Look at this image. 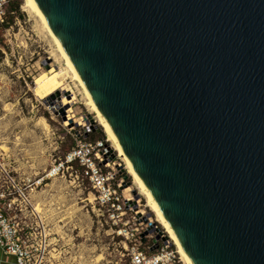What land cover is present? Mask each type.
Returning a JSON list of instances; mask_svg holds the SVG:
<instances>
[{
    "label": "water",
    "instance_id": "1",
    "mask_svg": "<svg viewBox=\"0 0 264 264\" xmlns=\"http://www.w3.org/2000/svg\"><path fill=\"white\" fill-rule=\"evenodd\" d=\"M193 264H264V0H35Z\"/></svg>",
    "mask_w": 264,
    "mask_h": 264
},
{
    "label": "rangeland",
    "instance_id": "2",
    "mask_svg": "<svg viewBox=\"0 0 264 264\" xmlns=\"http://www.w3.org/2000/svg\"><path fill=\"white\" fill-rule=\"evenodd\" d=\"M6 22L0 194L7 204L17 197H9L6 169L28 194L10 212L25 238L45 246L43 264H187L41 16L26 0H10ZM74 150L80 155L71 163Z\"/></svg>",
    "mask_w": 264,
    "mask_h": 264
},
{
    "label": "built area",
    "instance_id": "3",
    "mask_svg": "<svg viewBox=\"0 0 264 264\" xmlns=\"http://www.w3.org/2000/svg\"><path fill=\"white\" fill-rule=\"evenodd\" d=\"M8 1L9 0H0V28L7 23ZM74 153H70L67 157L71 163L77 162V157L80 155L77 154V151ZM2 174L14 189V192H12L9 197H15L14 195L17 197H15L13 201H10V204H7L9 201L7 196L5 194H0V247L5 254L16 258V264H43L46 255L45 246L42 244L35 246L28 237L25 238L23 236L21 224L16 221V217H13L10 212L13 210L16 202L20 203V207L28 202L26 189L17 185L16 180L6 169H3ZM97 180V188H99L102 193H105V179L101 177L97 178ZM157 260L158 259L155 261Z\"/></svg>",
    "mask_w": 264,
    "mask_h": 264
},
{
    "label": "bare ground",
    "instance_id": "4",
    "mask_svg": "<svg viewBox=\"0 0 264 264\" xmlns=\"http://www.w3.org/2000/svg\"><path fill=\"white\" fill-rule=\"evenodd\" d=\"M26 5L29 7V8H32L34 9L40 16L41 18L43 19L46 27L48 28L51 36L53 37V39L55 40L56 44L58 45L62 55L64 56L65 60L68 62V64L70 65L71 67V70L72 72L75 74V77L77 79V81L80 83V85L84 88L85 92H86V95L88 96L90 102L92 103V105L94 106L95 110L99 113V117H100V121L101 123L103 124L105 130H106V134L107 136L109 137V141L113 142L114 145L116 146V149L119 150L120 152V155L122 157V159L126 162L130 172L139 180L140 182V185H141V188L142 190L144 191L145 195L148 197L149 199V203L151 205V207L154 208V210L157 212L158 214V217L160 219V222L162 223V225L167 229L168 233L170 234V236L172 237V239L174 240V242L177 244V246L179 247L180 249V252L183 256V258L185 259L186 263L187 264H193L191 262V260L189 259V257L186 255L185 251L183 250L182 246H181V243L179 241V239L177 238V236L175 235V232L174 230L172 229L171 225L167 222V220L165 219L164 215L161 213L156 201L153 199L152 195L150 194V192L148 191V189L146 188L145 184L143 183V181L141 180V178H139V176L137 175V173L135 172L133 166L131 165V163L129 162V160L127 159V156L125 154V151L124 149L122 148L121 144L119 143V141L117 140V138L115 137L112 129L110 128L108 122L104 119V117L101 115V113L99 112L95 102L93 101L91 95L89 94L88 90L86 89L79 73L77 72L75 66L72 64V62H69L70 59L69 57L67 56V54L65 53L61 43L59 42V40L54 36L45 16L43 15V13L41 12V10L39 9L37 3L35 2V0H26ZM68 65V66H69ZM61 74V73H60ZM74 95H72V98H73ZM44 125V124H43ZM46 125V124H45ZM45 127V126H44ZM46 128V127H45Z\"/></svg>",
    "mask_w": 264,
    "mask_h": 264
},
{
    "label": "crops",
    "instance_id": "5",
    "mask_svg": "<svg viewBox=\"0 0 264 264\" xmlns=\"http://www.w3.org/2000/svg\"><path fill=\"white\" fill-rule=\"evenodd\" d=\"M16 258L10 255H7L3 252L0 247V264H16Z\"/></svg>",
    "mask_w": 264,
    "mask_h": 264
},
{
    "label": "trees",
    "instance_id": "6",
    "mask_svg": "<svg viewBox=\"0 0 264 264\" xmlns=\"http://www.w3.org/2000/svg\"><path fill=\"white\" fill-rule=\"evenodd\" d=\"M10 1V0H9Z\"/></svg>",
    "mask_w": 264,
    "mask_h": 264
}]
</instances>
